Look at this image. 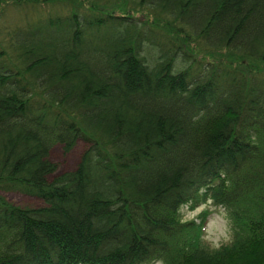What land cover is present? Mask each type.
Here are the masks:
<instances>
[{
  "label": "trees",
  "instance_id": "16d2710c",
  "mask_svg": "<svg viewBox=\"0 0 264 264\" xmlns=\"http://www.w3.org/2000/svg\"><path fill=\"white\" fill-rule=\"evenodd\" d=\"M0 191V264H264V0H0Z\"/></svg>",
  "mask_w": 264,
  "mask_h": 264
},
{
  "label": "rangeland",
  "instance_id": "374dc122",
  "mask_svg": "<svg viewBox=\"0 0 264 264\" xmlns=\"http://www.w3.org/2000/svg\"><path fill=\"white\" fill-rule=\"evenodd\" d=\"M86 148L87 144L82 141L70 152H66L62 145H55L51 150L50 159L56 164L57 173L50 178V181L64 173L74 171ZM0 196L20 207L37 208L44 206L41 199L19 192L0 191ZM182 218L185 222L193 221L198 225L205 221L203 241L212 249H218L229 244L233 238L227 213L222 208L215 207L211 200H204L195 209L185 206L182 209ZM155 264L162 263L157 262Z\"/></svg>",
  "mask_w": 264,
  "mask_h": 264
}]
</instances>
